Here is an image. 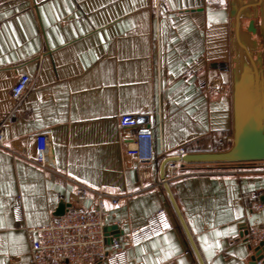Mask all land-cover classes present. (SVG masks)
<instances>
[{"label": "crops", "instance_id": "1", "mask_svg": "<svg viewBox=\"0 0 264 264\" xmlns=\"http://www.w3.org/2000/svg\"><path fill=\"white\" fill-rule=\"evenodd\" d=\"M231 37L230 0H0V264H31L29 227L93 205L91 194L76 201L77 183L120 197L105 214L117 226L109 250L118 264H264L252 259L247 233L264 226L253 209L264 197V160L183 162L161 182L179 148L232 144ZM22 73L34 80L16 101ZM123 114L150 117L152 162L127 152ZM40 133L47 167L34 160L30 137ZM161 209L171 228L131 243Z\"/></svg>", "mask_w": 264, "mask_h": 264}, {"label": "built area", "instance_id": "2", "mask_svg": "<svg viewBox=\"0 0 264 264\" xmlns=\"http://www.w3.org/2000/svg\"><path fill=\"white\" fill-rule=\"evenodd\" d=\"M34 77L28 73L19 75L11 88V96L19 100L33 83ZM123 128H130L133 138L127 144V152L134 155L140 163H150L155 159L154 128L151 119L144 114H123L118 117ZM30 138L37 143L35 161L43 167L49 165L48 145L46 133H40ZM7 134L4 121L0 119V146H4ZM187 151L184 147L177 153L167 157L165 176L161 182L174 176L181 163V157ZM171 157H178L169 160ZM264 187V183H263ZM93 195L94 203L88 208H68L58 218L39 227L27 229L30 240L31 264H98L108 260L110 264H118L117 253L110 254L109 247H115L117 238L106 231L105 214L106 202L118 203V195H108L96 191L83 183H77L75 197L77 202H84L89 195ZM257 213L264 212V201H258L253 206ZM172 223L163 209L155 213L143 225L133 229L130 233L131 243L134 245L157 236L169 228ZM248 239L253 244L264 240V226L251 227ZM261 263V261H258Z\"/></svg>", "mask_w": 264, "mask_h": 264}, {"label": "water", "instance_id": "3", "mask_svg": "<svg viewBox=\"0 0 264 264\" xmlns=\"http://www.w3.org/2000/svg\"><path fill=\"white\" fill-rule=\"evenodd\" d=\"M230 13L231 47L234 52L232 144L223 151L187 152L181 157L185 162L223 163L264 160V0H230ZM246 19H249L248 24ZM256 34L261 35L263 47L257 54L256 50L260 43L253 37ZM175 159L178 157L169 158V160ZM166 162L167 160L162 167V178L165 176ZM167 189L183 221L168 185ZM64 212V209H61L58 214L62 215ZM105 229L109 232L111 229H117V226L109 225ZM115 232L118 236V230ZM253 250V260L264 259V240L254 244Z\"/></svg>", "mask_w": 264, "mask_h": 264}, {"label": "rangeland", "instance_id": "4", "mask_svg": "<svg viewBox=\"0 0 264 264\" xmlns=\"http://www.w3.org/2000/svg\"><path fill=\"white\" fill-rule=\"evenodd\" d=\"M246 23H247V19H246ZM253 37L256 38L259 41V43H260L259 48L256 50V54H257L258 52L262 51V49H263V47H262V38H261L260 34L253 35Z\"/></svg>", "mask_w": 264, "mask_h": 264}, {"label": "flooded vegetation", "instance_id": "5", "mask_svg": "<svg viewBox=\"0 0 264 264\" xmlns=\"http://www.w3.org/2000/svg\"><path fill=\"white\" fill-rule=\"evenodd\" d=\"M261 29H259V31H260Z\"/></svg>", "mask_w": 264, "mask_h": 264}]
</instances>
